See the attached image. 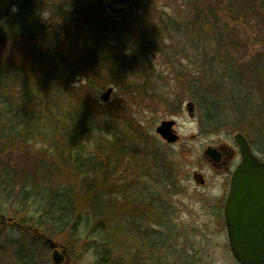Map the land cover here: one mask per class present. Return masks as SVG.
<instances>
[{"label":"rangeland","instance_id":"rangeland-1","mask_svg":"<svg viewBox=\"0 0 264 264\" xmlns=\"http://www.w3.org/2000/svg\"><path fill=\"white\" fill-rule=\"evenodd\" d=\"M216 1L225 2V0H201L191 4L186 0H136L135 4L121 6L112 3V0H38L39 3L36 4L38 21L40 20L48 29L51 26L50 22L56 20L51 14L52 7L57 6L71 11L76 18L80 17L83 10L98 8L108 14V20L118 24L124 32L125 35L121 34V41L116 37L112 40L116 47L126 50L124 56L130 57L133 52H143L150 45L148 54H145L149 57V61L139 60L141 55L136 56L138 58L136 61L143 67L150 62L153 69L162 74V79L159 78L161 82L158 81L155 88L153 87L154 98L150 91L152 85L142 90L143 84L137 86L141 89L139 93L132 96L127 82L132 80L133 74L122 70L118 72L121 77H126V81L122 84L103 88L94 100L90 97L93 93L85 90L82 94L86 102L85 111L110 114L111 119L105 116L103 119L118 123L120 132L127 125L124 120H134L141 126L143 134L133 135L134 142H130L136 152L133 165H129L124 172H122L123 167L117 168L113 176L107 174L110 181L102 179L100 172L84 173L77 179L67 175L61 179L60 185L70 198L69 225L64 232H58L56 229L49 232L52 233L50 238L52 242L66 249L72 263L98 264L100 262L98 250H102L107 252L111 262L117 264H233L227 259L222 238L209 233L219 227V222L211 220L209 216V200L219 195L221 178L212 171L206 161L208 158L204 157L203 152L207 148L215 149L220 145L233 144L232 136L238 131L231 130V125L228 123L220 129L202 131L201 118L206 112L200 111L195 102L187 99L186 88L188 81L195 80L193 76L200 66L199 58L202 57V52H207L208 57H212L215 47L207 42L204 36L187 34L184 29L197 18H201V13L207 12L206 7ZM17 13V8H14L13 14L17 16ZM219 13L220 19L227 21L224 13L221 11ZM21 18V24L15 26L14 30L24 38L31 36L36 38L37 33L33 31L27 18L23 15ZM35 20L37 22L36 17ZM173 20L179 27L174 34L168 36L165 33L161 36L162 40L166 41L167 50H165L155 42V32L162 23ZM197 25L200 27L201 23ZM240 27L244 32L243 37H246L248 55L257 51L264 52V23L256 25L250 22L249 27L245 24ZM189 28L195 30L193 25ZM202 29L207 34H211L205 25ZM74 33L73 28L71 45L62 35H53V45L58 46L64 55L72 53V56H77L74 50ZM60 39L65 40L63 46H59ZM148 41L151 44H148ZM7 47L6 49L3 47L2 50L0 44V72L15 76L28 69V48L23 44L21 46L7 44ZM8 69L11 73H8ZM11 69L16 70L17 73ZM82 79L81 76L76 77L72 86L74 88L81 86ZM233 84L236 86L235 83ZM72 86L59 87L52 100L53 105L66 107L65 111L70 107L71 114L78 110L76 106L73 107L74 104L80 105L73 94L78 98L80 95ZM107 89H111L112 92L108 100L103 102L101 97ZM57 96L59 98H56ZM172 102L178 105V111L174 112L170 108ZM12 105L16 109L18 105L23 107V104L17 101ZM98 109L101 111L99 112ZM76 115L80 116V112H76ZM230 115L231 112L226 111L223 122H227ZM25 119V123L27 121L35 123L34 118ZM168 121L175 122L173 132L178 136L177 142L170 145L155 133L160 123ZM14 122L18 133L24 131L23 122L17 120ZM98 135L111 138L110 134L105 132L94 134V136ZM146 135L150 139L146 140ZM248 139L250 140L249 136ZM86 149L88 151L91 147L87 146ZM52 152L54 149L51 136L42 132L40 136L32 133L26 139L15 142L13 148L4 153L6 158L3 162L9 160L7 164L19 166L21 175L24 172L28 173L27 171L32 173H28L30 182L26 184L27 188L0 189V216H4L5 219H15L21 226L20 229L10 226L0 227V264H53L51 250L37 238L35 232L32 229L22 232L25 228L23 226L33 227L42 222L43 206L41 207V201L37 198L36 184V188L33 187L32 165L37 156L44 158ZM154 153H158L166 160V164H169L164 171L159 169L154 172L153 168L147 166L146 162ZM145 156L148 158L145 159ZM128 159L131 162L132 158L128 157ZM126 164L127 160L123 166ZM148 171L151 172L150 177ZM194 175L203 178L205 187L200 185L199 177ZM169 176L171 180L168 179ZM19 181L24 182L22 176L19 177ZM112 182L115 184V188H112L114 194L111 192L108 194L106 186H111ZM95 198H99L106 205L93 208L92 200L98 201ZM162 202L165 203L167 210L165 229L169 242L168 249L166 247L164 249L167 250L164 251L143 238L146 237L145 224L149 218L152 219L148 228L153 230V235L150 237H158L159 226L156 222L161 212L153 203L159 206L163 204ZM149 205H153L151 214H149ZM54 215L58 216L57 211ZM205 228L208 229L209 234L199 233V230L203 231ZM179 230L185 232L178 233ZM56 250L59 252L58 249Z\"/></svg>","mask_w":264,"mask_h":264},{"label":"trees","instance_id":"trees-1","mask_svg":"<svg viewBox=\"0 0 264 264\" xmlns=\"http://www.w3.org/2000/svg\"><path fill=\"white\" fill-rule=\"evenodd\" d=\"M200 1L187 2L196 4ZM38 3V0H16L14 8H17L18 15L12 13L0 23L2 50L3 47L8 48L7 44L11 46L23 44L29 51L28 69L15 76L0 72L2 91L0 92V189L23 190L30 182L29 171L21 175L19 166L7 164L9 160L3 162L6 158L4 156L6 150L13 148L15 142L26 139L32 133H36L37 136L42 132L47 136L50 135L54 152L44 158L37 156L32 165L33 187L36 188V184L37 198L41 201V207L43 206L42 222L33 227L23 226L25 228L22 231L32 229L44 244L46 239L52 237L49 230L64 232L69 225L68 214L71 211V204L65 189L60 185L63 176L69 175L77 179L84 173L100 172L102 179L110 181L108 175L116 174L117 168L123 167L122 172H124L129 165H133L136 152L130 142H134L133 135L143 134L141 126L134 120H124L127 125L120 132L118 123L103 119L104 116L111 119L110 114L100 112L101 109H98L100 113L85 111L86 102L82 98L83 92L86 90L93 93L90 97L96 99L103 88L120 85L126 81V77H121L118 73L122 70L133 74L132 80L127 82L132 96L152 85L151 89L148 88L154 98L153 90L157 82H161L162 74L155 71L150 62L143 67L136 61L138 55H141L139 60L149 61V57L145 54H148L150 45L143 52H133L130 57L124 56L126 50L119 49L112 41L115 37L121 41V34L124 32L118 24L108 20V14L98 8L83 10L80 17L76 18L71 11L57 6L52 7L51 14L56 20L50 22L51 26L48 29L40 20L38 21L36 6ZM112 3L130 6L135 4L136 0H112ZM206 11L201 13V18L190 24L195 30L190 29V25L184 29L187 34L204 36L207 42L215 47L212 57H208L207 52H202V57L199 58L200 66L198 71L194 72L195 80L188 81L186 85L187 99L195 102L200 111L206 112L201 118L202 131L220 129L228 123L231 125V130L245 133L247 136L241 134L246 138L250 137L251 146L264 160V52L257 51L248 55L246 37H243L244 32L240 27L243 24L249 27L250 22L256 25L264 23V0L216 1L214 4L213 2L209 4ZM220 11L224 13L227 21L220 19ZM21 15L27 18L33 31L37 33L36 38L32 36L24 38L14 30L15 26L21 24ZM197 23H201V26L199 27ZM203 25L209 28L210 35L202 29ZM178 27L174 20L162 23L155 32V39H158L155 42L167 50L166 41L162 40L161 36L165 33L168 36L174 34ZM73 28L74 50L77 56H72V53L64 55L58 46L53 45V35L66 37L68 44L71 45ZM64 41L58 40L59 46H63ZM147 43L151 44L150 41ZM139 45L144 46V44ZM115 64L121 67L118 68ZM13 71L17 73L16 70ZM8 73H11L10 69ZM80 76L83 77V84L74 88L72 84L74 85V80ZM140 84L143 85L138 89L137 86ZM69 86L76 89L80 95L78 98L73 94L80 104H74L73 107L78 108L76 112H80V116H77L76 112L71 114L70 107L65 111L66 107L52 104L58 88ZM15 101L22 103L23 107L18 105V109L13 108L12 104ZM174 102L170 104V108L175 112L179 109ZM226 111H230L231 115L227 122H223ZM28 117L34 118L35 123L33 121L25 123V118ZM20 118L22 119L19 120ZM14 120L23 122L24 131L17 132ZM103 132L110 134L111 138L108 139L104 135L94 136L95 133ZM145 139L148 140L150 137L146 135ZM87 146L91 147L88 151ZM128 157L132 158L131 162ZM147 158L145 156V159ZM126 160L127 164L123 166ZM146 164L153 168L154 172L159 169L164 171L169 165L158 153L152 154ZM147 174L149 176L151 172L148 171ZM21 176L24 182L19 181ZM168 179L171 180V177L169 176ZM112 188H115L113 182L111 186H106L108 194L109 192L114 194ZM95 199L98 201L92 200L93 208L106 205L99 198ZM55 211L58 216L54 215ZM3 226L18 229L21 227L15 219H12L11 223L0 225ZM98 254L100 258L98 264H117L108 259L106 251L98 250ZM70 264L75 263L71 261Z\"/></svg>","mask_w":264,"mask_h":264},{"label":"water","instance_id":"water-1","mask_svg":"<svg viewBox=\"0 0 264 264\" xmlns=\"http://www.w3.org/2000/svg\"><path fill=\"white\" fill-rule=\"evenodd\" d=\"M14 5L15 0H0V22L10 16ZM111 92L107 89L101 100L106 102ZM174 125V121L162 122L155 133L166 144H175L178 136L173 132ZM232 139L239 148L241 163L231 176L224 209L229 247L240 264H264V162L252 154L241 133ZM203 155L214 161L216 149L207 148ZM45 245L52 250V263L61 264L64 257L52 240L47 239Z\"/></svg>","mask_w":264,"mask_h":264},{"label":"flooded vegetation","instance_id":"flooded-vegetation-1","mask_svg":"<svg viewBox=\"0 0 264 264\" xmlns=\"http://www.w3.org/2000/svg\"><path fill=\"white\" fill-rule=\"evenodd\" d=\"M250 148H251V152L252 154L257 157L259 160L260 157L258 156V154L256 153V151L254 150V148L251 146V143L249 141L248 138H246ZM217 152H216V157L215 160H206L208 161V164L210 166V168L212 169V171L221 178V186L219 188V195L216 197H212L209 200V216L211 218V220H214L216 222H219V227L215 228L213 231H208L207 228H205L203 231L199 230V233L204 234V233H211L214 235H219L220 238H222L223 240V247L226 249V253H227V259L233 263V264H240L238 263L235 258L233 257L232 253H231V249L229 247V241H228V236H227V229L225 226V218H224V209H225V204H226V199H227V195L229 192V183H230V179L232 174L234 173V171L236 170V168L238 167V165L241 163V154L239 151V148L235 145V143L233 144H224V145H220L218 147H215ZM196 177H199L198 179L200 180L199 183L200 185H202V187H205L204 185V181L203 178H201L199 175H194ZM197 179V182H198ZM162 205L156 206L154 203L153 205L155 207H157L160 212L161 215H159L156 225L159 226V231H158V237L156 238H152L150 236L153 235V230L150 229L149 230V225L151 223H149V221L152 218L148 219V222H146L145 224V235L146 237H143L146 241H148V243L150 242L151 245H156L157 248L161 249L162 251L167 250L168 249V239L166 238V229H165V217H166V206L165 203L162 202ZM153 205H149V214L152 213V208ZM148 207L147 205L145 206V210L147 211ZM147 215V214H146ZM12 219H5L4 218V222L0 223L2 225H5L7 223H11ZM185 231L179 230L178 233H184ZM209 232V233H208ZM167 245V246H166ZM167 249H164L166 248ZM56 248L59 250L60 253L63 254L64 256V260L62 262V264H70L71 263V258L69 256V254L67 253L66 249L56 246ZM165 261V260H162Z\"/></svg>","mask_w":264,"mask_h":264}]
</instances>
